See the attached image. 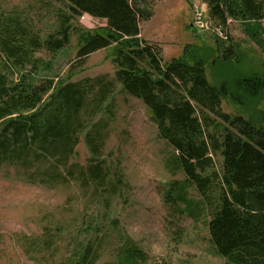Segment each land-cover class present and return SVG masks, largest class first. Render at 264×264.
Instances as JSON below:
<instances>
[{
	"label": "trees",
	"instance_id": "trees-1",
	"mask_svg": "<svg viewBox=\"0 0 264 264\" xmlns=\"http://www.w3.org/2000/svg\"><path fill=\"white\" fill-rule=\"evenodd\" d=\"M199 1L206 5L213 24L225 27L228 19L241 21L251 41L264 48V29L259 25L264 20V0ZM66 2L68 16L59 19L44 37L36 36L21 21L0 14V170L16 169L27 183L49 188L79 181L93 185L98 192V187L106 184L102 160L83 168L70 159L81 133L91 155L98 154L101 122L92 119L111 93V83L103 78L71 82L69 76L55 88L52 80L28 82L23 75L16 81L7 80L9 75L27 70L36 51L55 53L65 48L74 31L73 18L86 15L104 20V28L78 34L79 67L89 55L114 48L116 82L150 112L158 137L174 151L175 166L195 185L206 204H211L212 186L219 185V205L207 222L216 253L224 264H264V110L258 111L257 119L231 117L220 108L223 98L237 105H255L264 97V73L241 66L232 44L221 47L217 38L215 48L221 50V62L229 65V70L234 68L231 82L210 84L205 62L194 55L188 58V51L163 64L158 48L140 38L139 23L152 17L145 8L147 0ZM213 119L224 124L220 139L209 132ZM217 154L222 160L219 171L213 165ZM100 219L96 212L94 221ZM87 228V235L95 230L90 224ZM46 231L48 228H43L38 239L25 240V247L36 256L57 246L56 234ZM91 249L85 245L71 264L93 263L96 250ZM136 258L143 260L140 251L132 245L126 247L123 259L133 263Z\"/></svg>",
	"mask_w": 264,
	"mask_h": 264
},
{
	"label": "rangeland",
	"instance_id": "rangeland-1",
	"mask_svg": "<svg viewBox=\"0 0 264 264\" xmlns=\"http://www.w3.org/2000/svg\"><path fill=\"white\" fill-rule=\"evenodd\" d=\"M145 8L152 17L139 23L140 38L158 48L163 64L188 51V58L194 55L205 62L210 84L231 82L234 68L229 70V65L221 62V50L215 48L217 38L221 47L232 44L241 66L264 73V48L251 41L243 22L228 19L225 27L216 26L199 0H147ZM0 14L21 21L36 36L44 37L69 12L66 0H0ZM259 25L264 29V20ZM104 27V20L83 19L82 15L73 18L74 31L65 48L55 53L36 51L27 70L7 79L16 81L23 75L28 82L52 80L56 88L69 76L71 82L103 78L111 83V93L92 119L101 122L98 154L91 155L81 133L70 159L83 168L97 160L104 162L106 184L98 187V192L93 185L79 181L54 188L29 184L16 169L0 170V264H71L87 244L90 252L96 250V260L81 264H224L207 227L210 213L219 205L218 183L209 192L211 204H206L195 185L175 166L174 151L158 137L150 112L116 82L114 48L89 55L79 67L78 34ZM220 108L231 117L258 119L264 97L253 106L223 98ZM212 124L209 132L220 139L224 124L217 119ZM221 162L218 154L213 156L215 171L220 170ZM96 212L100 221H94ZM89 224L95 230L87 235ZM43 228L56 234L57 246L36 256L24 243L41 237ZM131 245L143 260L136 258L131 263L123 259L125 248Z\"/></svg>",
	"mask_w": 264,
	"mask_h": 264
},
{
	"label": "bare ground",
	"instance_id": "bare-ground-1",
	"mask_svg": "<svg viewBox=\"0 0 264 264\" xmlns=\"http://www.w3.org/2000/svg\"><path fill=\"white\" fill-rule=\"evenodd\" d=\"M194 13H195V12H194ZM82 17H89V16H86V15H85V16H82ZM89 18H90V17H89Z\"/></svg>",
	"mask_w": 264,
	"mask_h": 264
},
{
	"label": "built area",
	"instance_id": "built-area-1",
	"mask_svg": "<svg viewBox=\"0 0 264 264\" xmlns=\"http://www.w3.org/2000/svg\"><path fill=\"white\" fill-rule=\"evenodd\" d=\"M83 19L85 18V17H82ZM200 25H203V23H201Z\"/></svg>",
	"mask_w": 264,
	"mask_h": 264
}]
</instances>
